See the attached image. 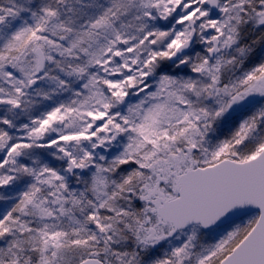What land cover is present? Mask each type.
<instances>
[{
	"label": "snow or ice",
	"instance_id": "snow-or-ice-1",
	"mask_svg": "<svg viewBox=\"0 0 264 264\" xmlns=\"http://www.w3.org/2000/svg\"><path fill=\"white\" fill-rule=\"evenodd\" d=\"M0 264H264V0H0Z\"/></svg>",
	"mask_w": 264,
	"mask_h": 264
}]
</instances>
